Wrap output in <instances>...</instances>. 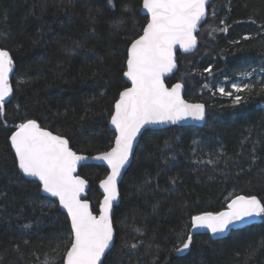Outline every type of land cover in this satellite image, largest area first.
<instances>
[{
    "label": "trees",
    "instance_id": "16d2710c",
    "mask_svg": "<svg viewBox=\"0 0 264 264\" xmlns=\"http://www.w3.org/2000/svg\"><path fill=\"white\" fill-rule=\"evenodd\" d=\"M142 1L0 0V49L13 61L12 91L0 102V264H51L70 247L66 214L21 174L9 137L35 120L66 137L77 153L112 147L109 120L128 87L127 47L148 19L140 13ZM208 8L196 49L178 53L177 71L166 79L181 82L187 100L206 104L205 123L143 132L119 185L114 243L103 264H246L247 250L264 239L260 215L222 239L192 235L188 249L174 251L187 240L193 216L217 213L239 194L264 204L261 83L239 92L240 104L212 88L217 75L235 68H264V0H212ZM79 174L89 182L87 198L97 213L107 170L89 163ZM133 243L136 249L128 246ZM247 264H264V248Z\"/></svg>",
    "mask_w": 264,
    "mask_h": 264
},
{
    "label": "snow or ice",
    "instance_id": "6c2138e0",
    "mask_svg": "<svg viewBox=\"0 0 264 264\" xmlns=\"http://www.w3.org/2000/svg\"><path fill=\"white\" fill-rule=\"evenodd\" d=\"M207 3L208 0H143L142 8L150 18L143 26V34L127 47V71L123 75L132 86L119 92L114 105L115 111L111 116V124L116 130L114 146L95 157L107 162L111 168L110 174L101 181L104 199L98 217L92 214L86 201L79 199L86 182L73 175L77 163L85 160V156L78 155L70 148L67 139L42 129L35 120L18 125L12 133L10 140L19 169L26 175L37 177L45 192L58 197L71 220L70 247L62 257H55L51 264H56V260H62V264H103L102 257L114 240L110 213L118 196L117 177L129 160L134 139L147 124L166 120L175 122L185 116L204 117V105L186 103L180 95L183 85L176 83L169 89L165 87L162 76L176 67L173 55L175 45L185 50L196 46L194 33L206 15ZM222 31H227V28ZM12 63L9 52L0 49V102L12 91L8 85ZM211 70L209 66L204 71ZM261 71L264 72V68ZM232 87L239 93L248 91L251 86L233 84ZM218 90L221 95H233L224 88ZM260 91L264 92V81ZM241 100V95H234L233 104H240ZM260 215H264V204L256 196H237L228 205V211L193 216L192 225L217 233L225 231L235 222ZM191 242L192 235L189 233L187 240L174 251L188 249ZM138 243L128 246L136 249ZM258 248H264V239L247 250L246 264ZM44 264H49V261L46 259Z\"/></svg>",
    "mask_w": 264,
    "mask_h": 264
},
{
    "label": "water",
    "instance_id": "95a60500",
    "mask_svg": "<svg viewBox=\"0 0 264 264\" xmlns=\"http://www.w3.org/2000/svg\"><path fill=\"white\" fill-rule=\"evenodd\" d=\"M142 2H143V1H142ZM211 2H212V0H208V3L206 4V15H205V17H204V18L198 23V27H197V29H196V31H195V33H194L196 36H197V33H198L199 30H200V27L203 25V23L206 21V19H207V17H208V14H209V8H208V7H209V4H210ZM140 13H141L142 15L147 16L148 19L150 18V17L148 16L146 10L142 8V3H141V8H140ZM148 19H147V22H148ZM147 22H146V23H147ZM145 25H146V24H145ZM142 34H143V29H142V32H141L140 35H142ZM140 35H139V36H140ZM139 36L136 37L135 39H138ZM196 38H197V37H196ZM129 45H130V44H129ZM195 49H196V46H195L194 48H191V49H188V50H185V49L181 48L179 45H175V46L173 47V55H174V60H175L176 67L173 68L171 72H167V73H165V74L162 76V80H163V82H164L165 87H167V88L170 89V88H171L174 84H176V83H180V84H182L181 82H174L172 85H168V84L166 83V79L170 78V77H171V76L177 71V68H178V65H177V54H178V53H181V54H189V53L193 52ZM126 61H127V60H126ZM126 71H127V64H126ZM9 75H10V72H9V74H8V78H9ZM124 78H125L126 82L128 83V87H131V86H132V85H131V81H130L127 77H125V76H124ZM8 85H9V84H8ZM182 85H183V84H182ZM123 90H124V89H123ZM123 90H121V91H123ZM121 91H120V92H121ZM180 95H181L182 99H183L186 103H188V104H202V105H204V117H203L202 119H197V118H195V117H193V116H185V117H182L181 119L176 120L175 122H173V121H171V120H166V121H162V122H156V123L147 124V125H145V126L141 129V132L137 135V137H136V138L134 139V141H133L132 153L130 154L129 160H128V162L125 164V166L121 169V173H120V175L117 177V191H118V196H117V200L113 201V208H112V211H111V213H110L111 218H112V221H113V212H114V208H115V206H117V205L119 204V202H120V188H119L120 182H121V180H122V177H123L124 173L126 172V170L128 169V167H129V165H130V163H131V161H132V158H133V155H134L135 148H136V146H137V144H138V142H139V140H140V137H141V135L143 134V132H144L145 130H148V129H151V130H157V129L167 128V127H170V126H173V125H177V126L192 125V126H196V127H202V126L204 125V123H205V119H206V113H205L206 106H205V104H204L203 102H201V101H195V102H193V101H189V100H187V99L185 98V96H184V85H183V87L181 88ZM8 96H9V95H8ZM8 96L5 97L4 100H6V99L8 98ZM118 98H119V95H118ZM118 98H117V99H118ZM115 102H116V101H115ZM114 105H115V103H114ZM260 107H264V101L260 104ZM114 111H115V108H114V106H113V112H112V114L114 113ZM111 116H112V115H111ZM109 127H110L111 130L114 131L115 136H116L115 126L111 124V117H110V120H109ZM41 128H42V127H41ZM42 129L51 132L53 135H58V134H56V133H54V132H52V131H50V130H48V129H45V128H42ZM16 130H17V129H16ZM16 130H15V131H16ZM15 131H14V132H15ZM11 135H12V134H11ZM11 135H10V137H11ZM59 136H61V135H59ZM10 137H9V140H10ZM62 137L65 138V139H67V138L64 137V136H62ZM67 140H68V139H67ZM114 142H115V137H114V141H113V145H112V147L114 146ZM10 144H11V140H10ZM11 146H12V145H11ZM69 146H70V143H69ZM12 148H13V147H12ZM70 148H71V146H70ZM71 149H72V148H71ZM110 149H111V148H109L107 151H109ZM13 150H14V148H13ZM72 150H73V149H72ZM73 151H74V150H73ZM14 152H15V150H14ZM74 152H76V151H74ZM104 152H106V151H104ZM76 153H77V152H76ZM101 153H103V152H99V153L94 154V155H86V154L77 153L78 155H83V156H85L86 159H85V160H82V161H79V162L77 163V165H76V170H75V172L73 173L74 176H79L81 179H83V180L86 182V183H85V186H84V190H83L82 192H80V194H79V199H80L81 201H86V202L88 203V205H89V210L92 212L93 215H95V216H97V217L100 215V205H101V203H102V201H103V199H104V189L101 187V181L104 180V179H106V177H107V176L110 174V172H111V168L108 166L107 162L102 161V160L95 159V157L98 156V155L101 154ZM89 163H94V164H97V165L104 166V167L106 168V170H107V174H106V176H105V177L99 182V184H98V189H99V192H100V194H101V200H100L99 210H98L97 213H95V212L92 211L91 203H90V201H89L88 198H87V194H88V190H89V182H88L84 177H82V176L79 174V168H80L82 165H84V164H89ZM17 164H18V162H17ZM18 168H19V167H18ZM19 170H20V169H19ZM20 172H21V174H22L25 178H27V179H31V180H35V181H37V182L39 183V185H40V193H41L43 196H46V197H48V198H51V199H54V200L57 201V203H58L59 208L61 209V211H63V212L66 214V216H67V218H68V220H69L70 227H71V220H70V217L68 216L67 209L64 208L63 205L60 204V202H59V198H58V197H53L50 193L45 192L44 189H43V185H42V183L39 181V179H38L37 177L26 175L25 173L22 172V170H20ZM237 196H246V195L239 194V195H236V196L232 197V198L230 199L228 205H229V204L231 203V201H232L233 199H235ZM224 211H228V206H227L225 209H223V210H221V211H219V212H224ZM219 212H217V213H219ZM206 213H210V212H206ZM202 214H203V213H202ZM213 214H216V213H213ZM199 215H201V214H199ZM256 218H257L256 216L248 217V218H246V219L243 220V221L233 223V224L230 225L225 231H223V232H217V233H212V232H211L209 229H207L206 227H193V225H192V221H191L190 234H191V235H196V234H208L212 239H222V238L226 237V236L230 233L231 230L241 229V228H244V227H247V226L253 224V223L256 221ZM113 228H114V227H113ZM114 238H115V230H114ZM113 243H114V240H113ZM113 243H112V245L110 246V249L112 248ZM110 249H109V250H110ZM109 250H106V254L108 253ZM106 254H105V256H106ZM105 256H104V257H105ZM104 257H102V260L104 259Z\"/></svg>",
    "mask_w": 264,
    "mask_h": 264
},
{
    "label": "rangeland",
    "instance_id": "374dc122",
    "mask_svg": "<svg viewBox=\"0 0 264 264\" xmlns=\"http://www.w3.org/2000/svg\"><path fill=\"white\" fill-rule=\"evenodd\" d=\"M257 65H258L257 63H254V64H250L249 66L235 68L231 70V73H229L228 76L217 75L216 79L214 78L215 80H214V84L212 85V88H214V90L220 95L221 93L218 90L219 88H224L226 92H232L233 93L232 96H228V95H223V96H227V98L230 97L233 100L234 95H239L232 87L233 84H239L241 87H243L244 84H248L251 87H253L256 83H261L263 81L261 77L262 71ZM245 72L251 73V75L248 76L242 75V73Z\"/></svg>",
    "mask_w": 264,
    "mask_h": 264
}]
</instances>
